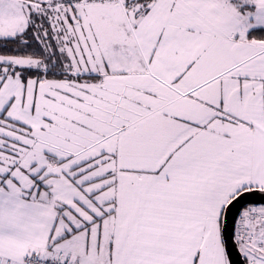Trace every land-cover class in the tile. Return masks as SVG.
<instances>
[{"label": "snow or ice", "instance_id": "6c2138e0", "mask_svg": "<svg viewBox=\"0 0 264 264\" xmlns=\"http://www.w3.org/2000/svg\"><path fill=\"white\" fill-rule=\"evenodd\" d=\"M0 264H264V0H0Z\"/></svg>", "mask_w": 264, "mask_h": 264}]
</instances>
